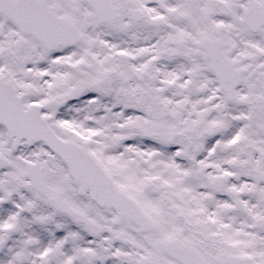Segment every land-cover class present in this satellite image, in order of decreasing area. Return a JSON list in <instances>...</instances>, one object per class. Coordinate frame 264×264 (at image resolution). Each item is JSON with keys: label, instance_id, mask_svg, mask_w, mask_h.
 I'll use <instances>...</instances> for the list:
<instances>
[{"label": "snow or ice", "instance_id": "6c2138e0", "mask_svg": "<svg viewBox=\"0 0 264 264\" xmlns=\"http://www.w3.org/2000/svg\"><path fill=\"white\" fill-rule=\"evenodd\" d=\"M0 264H264V0H0Z\"/></svg>", "mask_w": 264, "mask_h": 264}]
</instances>
